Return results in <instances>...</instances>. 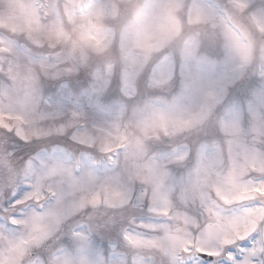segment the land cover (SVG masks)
Here are the masks:
<instances>
[{
	"label": "snow or ice",
	"instance_id": "obj_1",
	"mask_svg": "<svg viewBox=\"0 0 264 264\" xmlns=\"http://www.w3.org/2000/svg\"><path fill=\"white\" fill-rule=\"evenodd\" d=\"M12 13L0 17V30L23 34L49 56L26 68L11 62L6 72L12 88L0 95V129L21 141L72 133L80 144L95 146L112 166L98 175L80 162L44 164L33 174L31 162L16 169L0 153L9 186L26 183L16 205L31 210L8 222L18 234L0 235V264H26L29 251L40 245L74 214L90 216L146 203L165 223L128 221L123 240L133 249L156 250L162 264H255L264 257V126L247 131L234 117L220 120L226 158L215 147L201 148L189 179L179 189L180 201L198 206L193 218L172 203L164 163L149 155L152 140L174 137L203 125L224 89L238 77L255 76L264 86V0H228L216 10L189 0H11ZM193 26L186 32L185 25ZM211 28L222 42L225 65L215 88L198 85L191 66L198 59L201 29ZM118 47L126 91L136 70L161 49H178L187 70L186 96L171 105L153 104L127 122L88 126L79 109L56 111L41 105L38 77H65L87 67L91 59L108 57ZM10 44L0 39V54L11 57ZM109 64L107 72H111ZM158 83L160 81H157ZM183 159L180 150L171 154ZM72 235L82 240L75 230ZM252 241L249 247V241ZM52 264H93L83 253L57 255Z\"/></svg>",
	"mask_w": 264,
	"mask_h": 264
},
{
	"label": "rangeland",
	"instance_id": "obj_2",
	"mask_svg": "<svg viewBox=\"0 0 264 264\" xmlns=\"http://www.w3.org/2000/svg\"><path fill=\"white\" fill-rule=\"evenodd\" d=\"M124 2L136 4L142 0ZM248 2L259 3V0ZM189 3H202L216 10H224L228 0H189ZM12 11L11 0H0V17H7ZM192 27L186 24V32ZM200 31L202 37L199 56L193 62L191 72L196 76L198 85L215 88L220 84L225 65L222 42L211 28ZM0 39L6 40L13 49L11 57L0 54V65L4 67L11 59L14 64L26 68L30 62L46 59L50 54L48 49L33 45L23 34H10L0 30ZM109 64L112 66L111 72L106 71ZM188 83L187 70L178 49L168 47L149 56L132 76L130 91H126L129 85L125 83L122 60L116 47L110 56L91 59L87 67L79 69L73 75L56 78L39 76L35 91L43 107L56 111L79 109L84 113L85 123L96 126L118 120L127 122L153 104L171 105L181 98L184 103H188ZM12 86L6 72L0 71V95L8 92ZM225 117H234L245 131L254 124L257 127L264 126V86H261L257 77H238L228 83L222 98L200 127L174 137L152 140L147 145L149 155L164 163L166 182L173 190V205L178 211L186 212L193 218L200 216L199 207L183 204L179 198V189L188 181L202 147L206 150L212 147L222 150L226 158L224 137L220 129V120ZM81 149L88 150L87 154L85 151L83 154L77 153ZM177 150L181 151L183 159L171 155ZM5 152L16 169H23L31 162L33 174L38 173L44 164L54 162L68 165L80 162L101 176L109 174L112 167L106 159L98 160L99 164L96 165L95 157H103V154L95 146L75 141L71 132L33 138L25 142L0 129V153ZM26 190V183L10 187L7 172L0 166V212L4 218L1 222L8 219L10 213L20 218L31 210L26 205H16L13 208L14 199H21ZM17 212L21 214L18 215ZM133 218L145 223L167 222L166 218L150 213L146 203H134L133 207L107 214H74L66 218L50 237L29 251L26 264H52L57 255L67 258L81 252L93 264H162L158 251L133 249L123 240V231ZM2 225L5 229L0 223V235L18 234L20 231L18 226L11 225L8 220ZM75 230L82 232V240H77L72 235ZM251 243L250 240L249 247ZM255 264H264V257H255Z\"/></svg>",
	"mask_w": 264,
	"mask_h": 264
}]
</instances>
